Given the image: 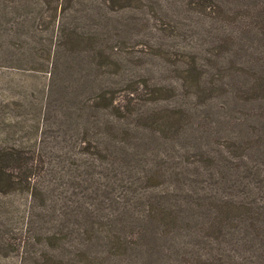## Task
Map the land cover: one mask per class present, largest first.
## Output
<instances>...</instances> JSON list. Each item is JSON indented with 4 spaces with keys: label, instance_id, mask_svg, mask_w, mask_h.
I'll list each match as a JSON object with an SVG mask.
<instances>
[{
    "label": "trees",
    "instance_id": "obj_1",
    "mask_svg": "<svg viewBox=\"0 0 264 264\" xmlns=\"http://www.w3.org/2000/svg\"><path fill=\"white\" fill-rule=\"evenodd\" d=\"M83 1L0 0V66L56 39L89 87L23 130L0 100V264H264V0Z\"/></svg>",
    "mask_w": 264,
    "mask_h": 264
},
{
    "label": "rangeland",
    "instance_id": "obj_2",
    "mask_svg": "<svg viewBox=\"0 0 264 264\" xmlns=\"http://www.w3.org/2000/svg\"><path fill=\"white\" fill-rule=\"evenodd\" d=\"M78 7L82 10L87 7L86 9H84V11L80 12L81 15H84V17L81 19V24L84 23L85 19V21L89 24H93L98 28L100 27V14L103 13L97 10V0L83 1L78 5ZM36 14L35 12L31 13V16H29V20L31 21L33 19V15ZM146 15L147 17L151 18L148 14ZM141 16L145 15L142 14ZM65 17L64 19L59 18V23H65V21H67ZM39 18L40 19L37 18L38 26L39 29H42V31H40V36L43 37V42L46 43V45L50 44L48 37L51 35H56V32L55 30L51 32V28L49 27L45 28L48 21L50 20L48 18V15L45 16L44 14ZM149 23L154 22L153 20H149ZM25 28H28V26H26ZM143 34H145L149 39L155 40L156 33H153L152 30L144 29ZM25 36L26 34L23 35L21 39L25 40ZM57 37L58 39H60V35H58V33ZM140 38L146 40L145 36H142ZM56 41L57 40L55 39V42ZM52 42L54 47V64L56 62V64H58L56 67L51 69L53 72L52 74H50L49 72L32 71L30 66L28 65V63L30 64L31 60L28 63L22 60L20 65L24 66H20V68H4L3 66H0V100L3 103L8 104V108L4 110V115L6 116V119H9L11 125L16 126V123L21 122V125H23L22 130L26 126H24V123H27L31 119H33V116H31L32 109H42L41 111L45 113V109L47 110L48 106H50L49 109H54L52 115L55 113L59 116L61 114L60 110L64 111V109H83L79 104H82V101L85 100L86 97H89V92L87 90V88L89 89V87L85 84L86 82L84 81L86 80V77L82 80L84 83L82 81H72V78H77V74L74 72L75 76L73 77V74H65V72H63V70H65L64 67L68 62L76 64L82 61L80 57L81 51L77 54L75 53L77 57L73 58V56H69L64 48H62L61 46H57L54 42V39ZM73 48H78V45L73 46ZM84 53L85 51L82 50V54ZM90 57H88L87 59L89 60ZM84 58L86 59L85 56ZM83 66L84 65L81 64V68H83ZM80 71L82 72V69ZM80 71L79 73L78 71H76L79 76L81 74ZM71 82L75 83L74 85L68 87L69 90L67 89L66 92L64 90V87L69 86ZM84 109L95 108L92 106L91 108L86 106L84 107ZM61 118L63 119L64 117ZM57 121V118H52L51 126L54 129L60 127L57 124ZM75 122L76 123H73L70 127L75 128V124H77L78 121ZM25 131L26 129L24 130V132Z\"/></svg>",
    "mask_w": 264,
    "mask_h": 264
}]
</instances>
